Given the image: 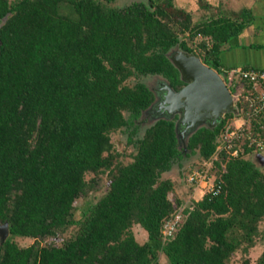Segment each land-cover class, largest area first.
<instances>
[{"label": "trees", "instance_id": "trees-1", "mask_svg": "<svg viewBox=\"0 0 264 264\" xmlns=\"http://www.w3.org/2000/svg\"><path fill=\"white\" fill-rule=\"evenodd\" d=\"M114 1L0 0V225L9 224L0 264H234L262 235L264 169L249 157L255 147L247 139L237 157L221 151L209 172L219 193L173 202L168 173L191 155L203 168L235 115L199 128L186 146L178 116L157 119L141 136L155 101L143 78L162 75L181 89L169 58L176 47L222 75V46L253 16L220 11L195 21L173 0ZM113 132H128L130 153L117 150ZM101 172L110 175L108 191L77 219L76 202L95 182L88 175ZM181 208L166 238L164 225ZM71 226L61 244H43ZM18 236L35 242L23 246ZM255 264H264V251Z\"/></svg>", "mask_w": 264, "mask_h": 264}, {"label": "water", "instance_id": "water-1", "mask_svg": "<svg viewBox=\"0 0 264 264\" xmlns=\"http://www.w3.org/2000/svg\"><path fill=\"white\" fill-rule=\"evenodd\" d=\"M145 2L152 4L151 0ZM169 58L185 85L179 90L166 86L167 93L158 104L159 109L163 110L159 118L178 116L176 130L181 143L184 142L186 146L187 132L191 135L204 126L214 128L228 113L239 114L233 93L221 74L204 63L200 56L176 47L169 52ZM157 98L156 102L159 100ZM250 158L263 169V155L252 153ZM8 235L9 224L0 225L2 239L5 240Z\"/></svg>", "mask_w": 264, "mask_h": 264}, {"label": "rangeland", "instance_id": "rangeland-1", "mask_svg": "<svg viewBox=\"0 0 264 264\" xmlns=\"http://www.w3.org/2000/svg\"><path fill=\"white\" fill-rule=\"evenodd\" d=\"M134 0H115L113 4L118 6H123ZM238 0H173L174 4L177 7L185 8L192 12L194 20L200 19L203 15H214L218 13V10L225 12L231 8L237 7ZM167 4L168 0H164ZM221 5V7H220ZM168 6V4H167ZM257 68V67H256ZM158 75H148L143 78V80L153 89L158 88L160 85L159 81L155 82ZM164 80V79H163ZM158 99V98H157ZM151 113L144 112V116L147 119V122L143 124L140 128V135L144 134L146 127L158 119L156 116L151 118ZM238 118V116L236 117ZM239 123L242 122V119H238ZM187 135H189L187 133ZM185 135V136H187ZM128 132H113L112 139L118 151L125 152L126 154L130 153L132 147L127 144ZM188 137V136H187ZM187 137L186 140L187 141ZM251 156V155H250ZM249 156V157H250ZM130 157L127 156L125 162H128ZM200 159L198 155H191L185 157L182 161V165L175 164L174 168L168 173V178H171L175 182L174 191L170 192L169 196L173 202H177V198H181L185 202L189 203L193 200L200 199L202 197V191L197 189L190 181L188 176L192 171V168H197L200 164ZM264 169V167H263ZM89 179H95V182L89 186L84 194L76 202V218L79 219L83 216L84 212L93 204H95L109 189L110 186V175L108 172L101 173H90L88 175ZM75 226H71L64 233H60L57 236L49 237L43 239V244H61L64 240L69 238L74 232ZM134 232L137 239L141 242H144L148 239L147 233L143 227L140 225L134 226ZM261 234L258 238L257 243L250 247L249 252H244L239 250L233 256L234 264H243L245 259H250L252 264H255L259 259L260 255L264 251V223L261 224ZM16 240L23 246L30 245L35 242L34 238L18 236ZM161 261L166 262L167 258L164 255H161Z\"/></svg>", "mask_w": 264, "mask_h": 264}, {"label": "built area", "instance_id": "built-area-1", "mask_svg": "<svg viewBox=\"0 0 264 264\" xmlns=\"http://www.w3.org/2000/svg\"><path fill=\"white\" fill-rule=\"evenodd\" d=\"M221 76L229 88L233 89L231 91L239 114L235 115L225 127L219 151L214 158L204 162L203 168L193 169L188 176L190 183L200 189L202 194H217L221 191V187L209 178V172L215 161L219 159L221 151L224 150L230 156L237 157L240 151L239 145L248 139L255 147L253 153L264 156V68L224 67ZM238 102L242 103V106L239 107ZM239 118L242 119L241 123ZM181 219L182 208L165 223L163 234L166 238L173 236Z\"/></svg>", "mask_w": 264, "mask_h": 264}, {"label": "crops", "instance_id": "crops-1", "mask_svg": "<svg viewBox=\"0 0 264 264\" xmlns=\"http://www.w3.org/2000/svg\"><path fill=\"white\" fill-rule=\"evenodd\" d=\"M237 2L236 8L225 12L239 17L245 10H249L253 18L241 34L222 46L220 57L223 67L264 68V0Z\"/></svg>", "mask_w": 264, "mask_h": 264}, {"label": "flooded vegetation", "instance_id": "flooded-vegetation-1", "mask_svg": "<svg viewBox=\"0 0 264 264\" xmlns=\"http://www.w3.org/2000/svg\"><path fill=\"white\" fill-rule=\"evenodd\" d=\"M159 78H163L164 80L163 79L160 80ZM158 81H159V83H158ZM155 82H157L160 85L158 88L155 87L152 89L155 92V101L153 102V106H150L147 110H145V112H147V113L149 112V114L150 113L152 114L151 118H154L156 116L160 117V114H162L163 110L159 109L158 104L164 99V96L167 93L166 86L168 85V86L172 87V89L176 90L175 87L172 86L170 81L167 78L163 77L162 75H158ZM157 97H159L158 102H156ZM159 117H157V118H159ZM187 133H186V135H187ZM187 136H185V137H187ZM183 143L184 142H182V144Z\"/></svg>", "mask_w": 264, "mask_h": 264}]
</instances>
